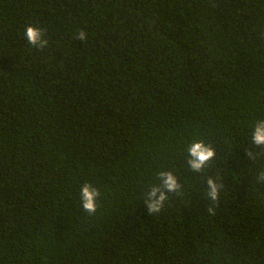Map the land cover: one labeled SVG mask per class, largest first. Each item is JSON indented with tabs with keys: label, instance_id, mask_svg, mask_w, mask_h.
Masks as SVG:
<instances>
[{
	"label": "trees",
	"instance_id": "1",
	"mask_svg": "<svg viewBox=\"0 0 264 264\" xmlns=\"http://www.w3.org/2000/svg\"><path fill=\"white\" fill-rule=\"evenodd\" d=\"M257 120L264 0H0V264H264ZM194 138L216 152L201 172Z\"/></svg>",
	"mask_w": 264,
	"mask_h": 264
},
{
	"label": "clouds",
	"instance_id": "2",
	"mask_svg": "<svg viewBox=\"0 0 264 264\" xmlns=\"http://www.w3.org/2000/svg\"><path fill=\"white\" fill-rule=\"evenodd\" d=\"M78 35L76 39L85 41L88 38V33L84 29L77 30ZM24 36L29 45L43 49L48 41L43 38V31L38 26L28 25L26 26ZM250 142L257 148L264 149V120H257L251 127ZM187 153L190 159L188 164L193 172H201L209 163L214 159L216 152L211 145L207 144L203 139H193V142L188 146ZM252 153L249 152V156ZM159 178L163 180V188L168 191L175 192L179 185L176 178L171 172L161 171ZM261 179H264V171L261 172ZM208 185V197L212 201L219 199V191L223 185H218L213 179L207 180ZM79 195L81 197L82 209L89 215H94L97 212L98 204L97 200L101 193L99 189L91 182L84 183L79 188ZM147 208L149 213H156L161 210L164 202L167 200L165 192L160 186L153 187L150 192L147 193ZM210 212H215V209L209 208Z\"/></svg>",
	"mask_w": 264,
	"mask_h": 264
}]
</instances>
